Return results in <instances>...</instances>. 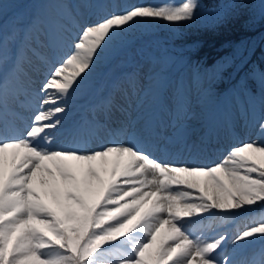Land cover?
Masks as SVG:
<instances>
[{
	"label": "snow or ice",
	"instance_id": "obj_1",
	"mask_svg": "<svg viewBox=\"0 0 264 264\" xmlns=\"http://www.w3.org/2000/svg\"><path fill=\"white\" fill-rule=\"evenodd\" d=\"M40 2L68 4L71 31L44 29L35 8L23 27H19L22 16L5 23L4 0H0V44L5 36L22 32L31 39L33 55H39L34 45L47 50V57H40L47 71L38 90L29 76L17 102L10 105L0 79V264H97L102 254L110 257L107 264H264V143L242 142L207 166L158 160L130 135L127 144L82 150L97 130L112 129L114 113L127 115L128 99L150 84L169 107H174L171 98L216 104L225 99L229 90L215 80L222 81L232 58L217 62L209 80L199 62L185 59L172 46L161 50L159 45H141L132 30L137 25L146 30L157 20L181 25L202 22L207 29H219L240 18L246 0H185L176 6L120 0ZM260 9L264 18V0ZM106 52L122 58L126 71L100 98L95 124L70 121L66 98ZM28 53L16 50L18 59L31 63ZM177 63L181 71L188 69L186 77L180 72L171 75L170 67ZM257 80L264 93V62L250 67L243 83L237 82L239 87L233 85V90L255 95ZM28 106L36 108V114L21 131L15 125L16 108ZM58 114L69 119L68 146L53 148L47 130L61 125V119H54ZM258 119L264 131V116ZM179 124L169 122L161 134L172 135L180 130ZM230 124L225 109L217 127L198 124L195 140L194 129L185 127L183 134L190 147L199 148ZM121 128L127 129V123ZM214 212L241 214L246 223L239 231L222 232L211 241L185 231V218ZM229 241L232 247L226 250ZM255 241L261 249L247 253L245 249Z\"/></svg>",
	"mask_w": 264,
	"mask_h": 264
},
{
	"label": "rangeland",
	"instance_id": "obj_2",
	"mask_svg": "<svg viewBox=\"0 0 264 264\" xmlns=\"http://www.w3.org/2000/svg\"><path fill=\"white\" fill-rule=\"evenodd\" d=\"M21 1L22 0H4L3 15L5 12H8L9 10L11 11L15 7H17ZM37 2H38V0H35V3H32V5L31 4L29 5V8H28L26 14L23 16L24 21L26 19L27 20L29 19L31 12H32V9L35 8L39 12V14L43 17L42 25L45 26L43 28H46V29L51 28V26H53V25L59 26L57 24L52 23L51 19L46 14V12H48L51 15H54L51 12H55L59 17H61V22H62L61 24L63 26L65 25L66 27L71 29L72 18H71V15L68 14L69 13V5L68 4L61 6V5H56V4H52V3H48V2H40V3H37ZM67 2L71 3V2H73V0H67ZM120 2L121 3L144 2V3L155 4V5H161V6L162 5L175 6L178 4L177 0H120ZM22 14H24V11L22 12ZM18 16H20V14ZM7 18L8 17H6V19ZM11 19H9V20H11ZM9 20H7L5 23H7ZM157 21L159 22V20H157ZM82 22H83V20H82ZM161 22H163V21H161ZM22 23H21V26H23ZM75 31H76V29H75ZM132 32L136 34V36H135L136 41L141 45H144L146 40H152V38H154V36H150V35L146 36V37H141V35H140L141 33H144V34H146V33L144 31H142L141 29H139V25L134 26ZM139 37H140V39H138ZM149 37H151V38H149ZM10 38H14L13 39L14 42H12L11 44L9 43L10 42L9 36H5L3 38L2 44H0V64H3L0 68V75L2 73H4V71L12 65L13 54L11 56L10 52H13L15 46H17V44L19 42V39L21 41H23V33L18 32L16 35L11 36ZM35 47H37V46H35ZM37 49H38V53H39V55L36 56V58H38L37 59L38 62L35 63L31 59V63H25V62L18 63V61H17V63H15V76L16 77L14 78V80L17 83V87L15 88L16 90L13 91L8 86H6V85L3 86V95L5 96L8 104L12 105V103L16 102V97L22 91L23 87L27 85L28 77L30 76L31 79L35 77L34 73L31 71L32 69H34V67H39V68L42 67L45 69V72L47 71L45 61L40 59L41 56L47 57V54L45 52H41L39 50V47H37ZM29 54H31V56H32L31 52H29ZM17 65H20L21 67L18 68ZM179 66H180V64L177 63L175 66H173L172 71L177 70L179 68ZM101 69L103 70L102 72L99 71ZM40 71H41V69H40ZM40 71L37 72L38 75H40ZM124 71H126V66L123 63L122 58L117 57L115 55V53L106 52L97 60L96 66L93 67L91 69V71L88 72L87 76H91L92 78L98 80L99 74H97V72H101L103 75H102V78H100L99 82H98L100 84V91H101V93H106L105 95H107L108 93H110L112 91V82L115 79H117ZM186 73L188 74V71ZM213 74L210 75L211 79H209V80H212ZM86 78L81 82V84L79 86H77L76 90L70 92V95L66 98V101H67L68 107H69V112H70L69 118H70V121L78 119V121H81V122L84 121L86 124H95L97 113L99 112V110H98V107H93V106L88 107L86 105L85 97L83 94V91L86 87V85H85L86 84ZM0 79H2V78H0ZM94 79H93V82H94ZM149 79L151 80V77H149ZM39 85L40 84L35 85V83H33L32 87L33 88L39 87ZM36 90H38V89H36ZM92 93H94V91ZM162 95H163L162 93H160L156 90L155 86L148 85L146 88L142 89L139 94L134 95L128 99L129 105L127 106V111H128V113H132L133 115H137L138 113H143L144 117H145V115L150 116V113H152V111L161 103ZM171 99H172L174 107L171 108V111H169L165 114L172 115V117L176 118L177 121H179L180 123H186V121L191 120L192 124H194V122H195L196 124L205 125L209 121H211V123L209 124L210 125L209 127H213V125L215 123V121H214L215 118L217 117V119H218L220 109L218 107L214 108L213 110H215V111L213 114H212L213 110H209V108H211V106H212L211 105L212 102H205L203 99H198V100L192 101L186 97L184 99L183 98H171ZM258 99L260 102V104H257L258 105V111L262 112L261 107H259V105H261V106L264 105V93L261 92V89L259 90ZM132 100H133V102H136V107L131 109L130 102ZM164 100H165V97H164ZM180 100L183 101V105H184V107H186L182 111V113H179V108L181 107V104H179ZM147 106L149 107V109H143L144 107L146 108ZM38 107H39V105L37 104L36 108H38ZM45 107H48V106H45ZM36 108L29 106L28 111L24 110L23 108H20V109L18 107L16 108L18 113L22 114L21 116L23 118V122H22L23 124L24 123L26 125L31 124L32 119H33L34 115L36 114ZM234 109H235V111L233 110V118H232L234 121H231L232 126H231V128H230L231 130L229 132L230 134H233V130H235L234 131L235 135L234 134L232 135V140H231V142L233 144L232 147L240 145L242 142H246V141H250V140H255V141H259L261 143H264V131H262L259 128V126H258L259 120H257L256 116H255V119L252 118V119H249L248 121L244 120V122L241 123V120L239 121V119L242 116L243 108L241 107V105H240V107L238 105ZM250 110L252 111L251 107H250ZM88 112L94 117L93 119H95V120L93 122H90L93 119H85L86 113H88ZM163 112H166V108L163 109ZM250 114H251V112H248V116ZM121 117L113 115L112 123L113 122L118 123L119 119ZM122 118L124 119V117H122ZM15 119H18V118H15ZM54 119H61L62 122H61V125L56 128V131H54V132L53 131H47V134L53 138L52 144L50 146L53 148L60 147V146H68V138L66 135V129L69 126L68 117L65 114H58L56 117H54ZM155 121H156V119H155ZM141 122H143V121H141ZM156 123H158V121H156ZM250 125H252L251 131H249ZM149 128H150V131H149V129H147V131H146V132H148L147 133L148 138L152 134V130H153L152 126H149ZM195 133H196V138H197L199 130L196 129ZM256 133H258V134L255 135ZM110 134H111L110 132L104 131V129L97 130L95 135L91 136L88 139L86 146H84V148H82V150H96V149H99L103 146L112 145V144H127L130 142L129 135L131 136V138H133L136 141H138V139L141 138L143 135L141 133L135 134L133 129H126L122 135V138L118 137L117 135H113V138H110L109 137ZM223 135H224V131H221L219 137L215 138V139L219 140V144H216V146H219V147L223 146V148H225L224 145H222V143H224ZM63 137H64V140H56V139H60ZM215 139H213L212 141H215ZM115 141H118V143ZM38 144L40 146H45V145H43V141H39ZM229 150H230V148L225 150V151H218L216 153L218 156V159H215L213 162H210L207 165H212L216 162H219L221 159L225 158L226 155L228 154ZM177 163L184 164V162H177ZM192 165L207 166L206 164H203L202 162H197V163H194ZM235 215L236 214H231V218H233ZM223 216H225V215L223 213H219V212H214L212 215L203 214L201 216H194L192 218H188V221L184 220V223H185L184 228H185V226L187 227L189 225H193L194 229L191 233L193 234L194 237H199L201 240L211 241L212 239L216 238L218 236V234L215 236H207L206 234L200 235L197 233L196 228L200 227L202 224H203V226H205L208 223L211 224L212 222L214 223V225H215V223L219 224L218 221H220V225L223 223H226L228 221V219H222L221 217H223ZM221 227L223 228V226H221ZM242 227H244V226H242ZM242 227H239V225L236 224L233 228L229 227L228 229H226V231L228 232V234L231 235V234L239 231ZM227 245H230V246L229 247L227 246L225 249L231 250V247H232L231 241H229ZM260 249H261V247L258 244V241H255L252 244H250L249 247L247 249H245V251L247 253H253V252H258ZM240 258L241 257L238 255L237 259H240ZM109 260H110L109 256H105L102 254L97 258V264H107V261H109Z\"/></svg>",
	"mask_w": 264,
	"mask_h": 264
},
{
	"label": "trees",
	"instance_id": "obj_3",
	"mask_svg": "<svg viewBox=\"0 0 264 264\" xmlns=\"http://www.w3.org/2000/svg\"><path fill=\"white\" fill-rule=\"evenodd\" d=\"M177 1V5L185 2ZM139 29L146 33L141 37L154 36L152 40H146L144 45H159L161 50L172 46V50L182 53L185 59L191 57L193 63L199 62L207 76L214 73V65L222 58H232L222 81L217 78L215 83L228 89L230 98L233 92L242 99L248 96L252 98L250 91L233 90V85L238 88L237 82L243 83L249 68L264 62V18L261 17L260 0H246L238 20L215 30L207 29L202 22L181 25L161 21H152L146 30L143 25H139ZM237 52L243 55H237ZM261 87L257 80L255 95L259 94Z\"/></svg>",
	"mask_w": 264,
	"mask_h": 264
},
{
	"label": "bare ground",
	"instance_id": "obj_4",
	"mask_svg": "<svg viewBox=\"0 0 264 264\" xmlns=\"http://www.w3.org/2000/svg\"><path fill=\"white\" fill-rule=\"evenodd\" d=\"M70 2V1H69ZM59 7V6H58ZM65 9V8H64ZM63 11V10H62ZM69 14V13H68ZM69 18V17H68ZM67 19V18H66ZM62 23V22H61ZM127 125L128 126H132L136 131H139L141 128H142V126H141V121L142 120H144V116L142 115V114H139V115H137V116H127ZM151 121H153L152 119H150L149 120V122H151ZM169 124H167V126H168ZM183 125V127H179V131H176V132H174L172 135H170V136H167V139L169 140V143H167V145H170L171 143H172V141L174 140V138L177 136V134H183V129L185 128V127H190V128H192V129H194V130H196V129H198V124H196L195 122H194V124H191V125H187L186 123H183L182 124ZM206 127H208V125L206 126ZM203 146H201V147H197L198 148V150L199 151H202V150H205L204 148H202ZM206 148V147H205ZM206 151V150H205ZM174 153H172L171 154V158H168V156L165 154V151H163V152H161V153H159V155L161 156V158H166V159H168L169 161H178V160H176V159H178L180 156L179 155H173ZM199 154V153H198ZM197 154V155H198ZM192 155H193V153H191L189 156H187L186 158H185V161H188V160H191V158H192ZM164 231H165V229H161V234H163L164 233ZM159 235V234H158Z\"/></svg>",
	"mask_w": 264,
	"mask_h": 264
}]
</instances>
